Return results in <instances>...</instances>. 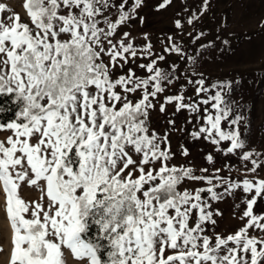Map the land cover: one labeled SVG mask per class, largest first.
<instances>
[{
    "label": "snow or ice",
    "instance_id": "1",
    "mask_svg": "<svg viewBox=\"0 0 264 264\" xmlns=\"http://www.w3.org/2000/svg\"><path fill=\"white\" fill-rule=\"evenodd\" d=\"M144 3L24 0L25 22L0 2V99L16 109L0 122V132L9 133L0 139L8 264H66L64 249L80 264H264V160L248 150L240 131L245 118L225 98L232 86H206L202 73L194 80L195 70L187 75L169 64L165 54L197 62L172 37L156 53L147 34L137 46L121 31ZM171 3L163 0L158 10ZM209 6L203 0L189 12L185 4L187 25L195 29ZM175 27L183 30L181 19ZM189 85L193 96L186 95ZM169 106L173 116H192L193 141L250 163L244 178L219 175L212 152L204 157L211 174L171 163L177 153L170 133L185 129L167 119L160 133L151 121ZM179 155H190L183 144ZM24 186L38 189L39 199L25 201ZM225 196L240 201L234 207L242 226L222 235L213 202Z\"/></svg>",
    "mask_w": 264,
    "mask_h": 264
},
{
    "label": "rangeland",
    "instance_id": "2",
    "mask_svg": "<svg viewBox=\"0 0 264 264\" xmlns=\"http://www.w3.org/2000/svg\"><path fill=\"white\" fill-rule=\"evenodd\" d=\"M0 2L7 4L27 22L28 17L23 8L24 0ZM202 2L203 0H172L169 6L158 10V5L163 3V0H145L144 6L139 10V17H143V22L137 17L121 31H129L137 46L145 43L144 36L147 34L148 41L152 43L156 53H161L168 43V38L172 37L189 56H195L197 62L185 63L174 54H165L169 64L175 61L179 70L187 75H191L195 70L197 75L192 76L194 80L200 78L199 73H202L206 79V86L230 83L232 91L226 92L225 98L234 102V113L242 114L245 118L240 125L242 137L246 139L248 150L260 153L259 159L264 160V0H210L207 13L193 29L187 25L186 20L189 12L195 10ZM185 4L192 6L189 12L184 11ZM176 19H181L184 24L182 31L176 29ZM201 32L203 36L195 40L194 37ZM184 83L186 81L182 78L176 87ZM176 87L171 91L175 92ZM185 91L186 95H194V88L191 85ZM173 111L169 106L167 115L157 110L151 116L152 127L160 133L168 129L167 119H175L176 128L185 129L170 133L173 150L177 153L171 163L178 166L190 163L197 172L202 167H208L211 174L215 169L204 157L212 152L216 160L215 168L222 169L219 175L235 180L244 178L245 166L250 168V163L243 162L237 155L224 156L222 153H216L213 146L204 140L193 141L187 134L192 127L187 121L192 120V116L186 111L173 116ZM7 135L9 133L6 131L0 132V139ZM181 144L188 148L190 152L188 157L179 155ZM248 175L251 178L253 174ZM259 176L264 178V169L259 170ZM20 195L25 201H35L39 199L41 193L38 189L24 186ZM4 201V194L0 191V246L3 247V251L0 252V264H8L11 254L12 233L5 214ZM235 203L240 201L230 196L213 202V207L222 213L216 217L218 221L216 232L227 235L242 226V221L238 218L239 210L234 207ZM242 208L243 205L241 210ZM260 208L264 209V204ZM64 257L66 264H80L73 259L68 249H64Z\"/></svg>",
    "mask_w": 264,
    "mask_h": 264
},
{
    "label": "trees",
    "instance_id": "3",
    "mask_svg": "<svg viewBox=\"0 0 264 264\" xmlns=\"http://www.w3.org/2000/svg\"><path fill=\"white\" fill-rule=\"evenodd\" d=\"M0 106L5 108L4 112H0V122H8L10 121L15 114V107L11 104L10 100L7 98L0 99ZM95 233V228H92L89 231V237H92Z\"/></svg>",
    "mask_w": 264,
    "mask_h": 264
}]
</instances>
